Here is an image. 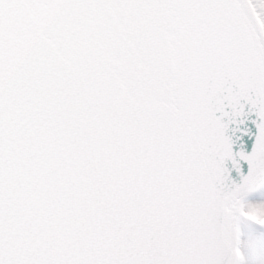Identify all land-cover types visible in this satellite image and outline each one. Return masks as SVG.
<instances>
[{
	"label": "snow or ice",
	"instance_id": "6c2138e0",
	"mask_svg": "<svg viewBox=\"0 0 264 264\" xmlns=\"http://www.w3.org/2000/svg\"><path fill=\"white\" fill-rule=\"evenodd\" d=\"M0 264H264V0H0Z\"/></svg>",
	"mask_w": 264,
	"mask_h": 264
}]
</instances>
